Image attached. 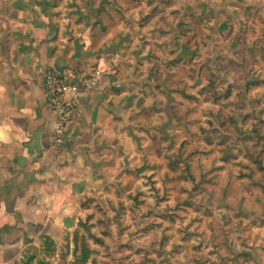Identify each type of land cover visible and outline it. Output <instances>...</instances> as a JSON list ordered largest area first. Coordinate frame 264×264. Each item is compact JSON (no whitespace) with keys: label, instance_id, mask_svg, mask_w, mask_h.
<instances>
[{"label":"crops","instance_id":"0c3cea01","mask_svg":"<svg viewBox=\"0 0 264 264\" xmlns=\"http://www.w3.org/2000/svg\"><path fill=\"white\" fill-rule=\"evenodd\" d=\"M263 15L264 0H0V264L27 238L108 225L149 177L176 182L180 153L216 128L213 73L240 62ZM48 68L81 85L61 145Z\"/></svg>","mask_w":264,"mask_h":264},{"label":"rangeland","instance_id":"374dc122","mask_svg":"<svg viewBox=\"0 0 264 264\" xmlns=\"http://www.w3.org/2000/svg\"><path fill=\"white\" fill-rule=\"evenodd\" d=\"M257 26L255 46L240 51L236 66L213 73L216 128L180 153L184 164L172 169L177 183L167 175L159 188L151 177L146 188L138 184L136 203L119 202L120 212L109 217L114 231L107 220L77 228V254L74 231L48 250L36 237L13 246L2 252L8 260L2 264H74L80 235L90 249L85 264H264V15ZM140 191L147 196L137 206ZM134 205L139 214L127 213ZM18 236L10 234L9 243Z\"/></svg>","mask_w":264,"mask_h":264},{"label":"built area","instance_id":"2783aa9c","mask_svg":"<svg viewBox=\"0 0 264 264\" xmlns=\"http://www.w3.org/2000/svg\"><path fill=\"white\" fill-rule=\"evenodd\" d=\"M72 73L48 68L45 71V88L47 91V108L56 115V129L54 132L57 145L64 143V135L68 124L75 112V103L78 93L81 91V85L78 82L71 83L69 77ZM86 89L95 86L96 77L91 80H79ZM72 94V98H67V94Z\"/></svg>","mask_w":264,"mask_h":264},{"label":"trees","instance_id":"16d2710c","mask_svg":"<svg viewBox=\"0 0 264 264\" xmlns=\"http://www.w3.org/2000/svg\"><path fill=\"white\" fill-rule=\"evenodd\" d=\"M80 226H85V223H81V225ZM75 232H76V234H75V244L77 243V242H79V234H78V229L77 230H75ZM74 232V233H75ZM80 237L82 238L81 240H82V242H80V255H79V257H78V255H77V257H76V260H75V263L74 264H85V263H87L88 262V259L90 258V256H89V254H90V249H89V247L86 245V241H85V237L83 236V235H80ZM41 244L42 245H44L45 244V246L43 247V249H47L48 250V247L49 246H51V247H55V241H54V239L53 238H51L50 236H48V235H45V234H42L41 235ZM32 242V239H30V238H27V243H31ZM78 248H79V246H78V244H76L75 245V247H74V252L76 253L77 252V250H78ZM46 251V250H45ZM77 254V253H76ZM34 256V255H33ZM33 256L32 257H30V260L33 258ZM26 263V262H25Z\"/></svg>","mask_w":264,"mask_h":264}]
</instances>
